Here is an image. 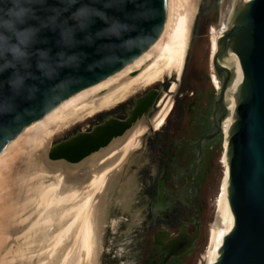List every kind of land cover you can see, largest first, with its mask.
<instances>
[{"label":"bare ground","instance_id":"6f19581e","mask_svg":"<svg viewBox=\"0 0 264 264\" xmlns=\"http://www.w3.org/2000/svg\"><path fill=\"white\" fill-rule=\"evenodd\" d=\"M242 1L249 0H222L220 25L212 29L210 61L216 89L221 86L212 64L217 41ZM200 4L201 0H173V28L159 46L56 109L0 154V264L99 263L113 191L125 183L131 161L172 110L174 94L186 71ZM225 65L234 73L226 93L229 114L222 124L227 139L243 73L235 58H226ZM157 82L167 87L154 110L109 147L78 164L49 158L50 143L60 131L122 104ZM226 148L227 140L217 217L205 264L216 263L223 239L234 225ZM123 204L132 221L144 220L141 213H133L129 194Z\"/></svg>","mask_w":264,"mask_h":264},{"label":"water","instance_id":"95a60500","mask_svg":"<svg viewBox=\"0 0 264 264\" xmlns=\"http://www.w3.org/2000/svg\"><path fill=\"white\" fill-rule=\"evenodd\" d=\"M137 8L144 9L148 17L147 23L141 24V29L151 33L150 38L141 45V52L131 60L112 62L98 72L82 70L74 86L60 95H53L43 106L39 103L20 104L17 112L0 116V154L56 109L117 74L169 36L174 22L173 0H136L134 4L127 5L128 11ZM97 27L102 25L98 23ZM49 36L52 38L51 34ZM83 51L90 54V59L99 58L94 49L86 48ZM226 58H235L240 63L243 82L236 96L228 138H224V141L227 140L228 198L234 225L223 239L215 264H264V0L242 1L228 29L217 41L212 64L221 86L216 89L214 98V130L203 138L205 141L222 136V124L229 114L226 93L234 73L225 65ZM166 87L162 85L158 90H149L135 99L125 119L108 117L93 129L78 132L53 145L49 158L78 164L109 147L139 120L151 114ZM199 159L202 162L201 153ZM118 205L123 210L122 204ZM183 234L186 237L187 231L184 230Z\"/></svg>","mask_w":264,"mask_h":264},{"label":"rangeland","instance_id":"374dc122","mask_svg":"<svg viewBox=\"0 0 264 264\" xmlns=\"http://www.w3.org/2000/svg\"><path fill=\"white\" fill-rule=\"evenodd\" d=\"M221 2L222 0H201L191 52L182 82L174 94L173 110L169 113L165 124L153 131L151 135L149 134L144 149H141L140 154L130 163L129 174L131 171L137 174L138 184L134 183L135 177H133V180L129 179L131 180L129 185L123 182L121 188L118 186L114 189L116 191L111 198L112 205L104 227L103 248L98 264H151L156 250L146 240L154 233L152 231L169 229L173 234H177L182 225L190 222L194 214V205L199 210L198 221L201 228L199 243L197 248L183 258L182 264L206 263L204 257L209 247L212 225L217 217L218 199L225 170L223 164L225 135L222 136V144L219 141L206 153L204 162H201L196 172L197 181L194 183H192V171H188L191 158L188 159L187 156L179 158V155L175 154L177 145L174 140L188 134L187 122L193 120V116L196 118L199 110L208 106L216 96L210 61L211 34L212 29L218 27L221 22ZM162 85V82H157L145 87L118 107L65 128L52 139L49 148L78 132L93 129L104 115L119 117L120 107L131 108L133 99L143 95L149 89L162 87ZM161 183L164 186L163 191L167 192L166 197L168 192L178 190L184 185L188 186L189 203L192 206L179 200L174 207H164L165 213L156 212V219L151 213L158 199L156 193L161 190ZM135 185L141 192L132 197L131 190ZM128 194L131 196L133 213L135 210L141 213L143 221L136 219L132 221L131 215L124 211V198ZM119 203L122 204L123 210L120 209ZM155 208L158 210V207ZM188 229V232L193 235L194 227Z\"/></svg>","mask_w":264,"mask_h":264},{"label":"clouds","instance_id":"9594fccd","mask_svg":"<svg viewBox=\"0 0 264 264\" xmlns=\"http://www.w3.org/2000/svg\"><path fill=\"white\" fill-rule=\"evenodd\" d=\"M135 2L0 0V116L20 104L45 105L74 86L82 70L138 55L151 33L141 29L144 9L128 11ZM86 48L99 58L90 59Z\"/></svg>","mask_w":264,"mask_h":264},{"label":"flooded vegetation","instance_id":"af4514ba","mask_svg":"<svg viewBox=\"0 0 264 264\" xmlns=\"http://www.w3.org/2000/svg\"><path fill=\"white\" fill-rule=\"evenodd\" d=\"M159 88L160 87L152 88V89L158 90ZM148 91H146L143 95L139 97L144 96ZM135 99L132 100L133 103L132 107L134 106ZM213 107H214V99L209 102L208 106L202 107V109L199 110L198 116L196 118L193 116V120H189L187 122L188 134L186 136H182L174 140L175 144L177 145V151L175 154H178L179 158L183 156L184 157L187 156L188 159L191 158L190 165L188 166V171L190 170L192 171V176H193L192 183L197 181L196 172L201 164V160L199 159L200 153L202 154V158H203L202 161L204 162L206 153L213 146H215L220 141V138L223 136L222 134V136H219L210 141L203 140V138H205L207 135L212 133L214 130V123H213L214 117L212 115ZM120 108H121V114L119 115V117L117 116V118L125 119L128 116V110L131 108L124 106ZM160 108L161 107H159V109ZM159 109L157 110V112L159 111ZM156 113H154L151 116L150 121H152V118L156 115ZM109 117H116V115H111ZM107 118L108 117H106L105 115L101 117L100 121H98V125L103 123V121ZM127 177L128 179L126 178L125 184L129 185L130 181L133 180V177H135L134 183L138 184L136 173H133L131 171ZM160 189L161 190H159V192L156 193L157 195L156 198L158 199L155 202V207H158L157 208L158 210H156V208L154 207V210L151 213L154 214L153 216L155 218L157 217L156 212H163L164 207H169V208L174 207L175 204L179 202V200H182L184 203H189L190 191L188 186L184 185L178 190L175 191L173 190L171 192H168V197H166L167 192L163 191L164 189L163 183H161ZM115 191H113V194L115 193ZM131 192H132V197H134L135 194H140L141 191H139L135 185L132 186ZM189 204L190 206H192L191 203ZM194 206H195L194 214L192 215L190 222L182 225V227L179 229L177 234H173L172 231L169 229H161V230L157 229L156 231H152L154 233L151 235L150 238L148 237L146 240L148 244L150 243L152 247L156 250V252H154L152 256L151 264H182L183 258L187 257L195 248L198 247L201 228L198 221L199 210L196 205ZM131 208H132V201H131ZM190 227H194L195 229L193 235L188 232L189 230L188 228ZM184 230L187 231L186 237L183 234Z\"/></svg>","mask_w":264,"mask_h":264},{"label":"trees","instance_id":"16d2710c","mask_svg":"<svg viewBox=\"0 0 264 264\" xmlns=\"http://www.w3.org/2000/svg\"><path fill=\"white\" fill-rule=\"evenodd\" d=\"M222 141H223V137L220 138V143L222 144Z\"/></svg>","mask_w":264,"mask_h":264}]
</instances>
